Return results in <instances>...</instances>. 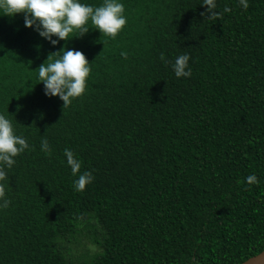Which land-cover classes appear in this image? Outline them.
<instances>
[{"label":"trees","instance_id":"1","mask_svg":"<svg viewBox=\"0 0 264 264\" xmlns=\"http://www.w3.org/2000/svg\"><path fill=\"white\" fill-rule=\"evenodd\" d=\"M122 2L114 39L89 22L55 46L0 12V113L30 145L0 182V264H239L264 249V0H216L231 10L212 19L202 0ZM61 47L91 63L67 107L38 78ZM162 52L189 53L192 75ZM65 148L93 174L83 191Z\"/></svg>","mask_w":264,"mask_h":264},{"label":"clouds","instance_id":"2","mask_svg":"<svg viewBox=\"0 0 264 264\" xmlns=\"http://www.w3.org/2000/svg\"><path fill=\"white\" fill-rule=\"evenodd\" d=\"M239 4L247 9L248 0H239ZM201 5L206 6L202 15L210 19L219 18L231 10L225 6L223 13L217 11L216 0H202ZM0 12L9 16L23 13L24 26L33 28L53 46L72 37L83 36L90 29L89 22L92 28L114 39L127 22L122 0H103L99 5L84 3L82 0H0ZM53 53L56 55L48 56L47 64L42 63L38 67L39 82L43 83L46 96H58L63 101V107H67L73 99L85 93L91 63L82 51L75 48L61 47ZM121 55L127 57L124 51ZM160 59L165 64L171 63L172 71L177 78L192 75L189 53L180 54L174 61H169L162 52ZM29 147L27 139L16 134L12 121L0 113V182L6 181L5 168H11L15 163L14 158ZM40 148L46 154L51 153L47 138L41 139ZM64 156L72 175L77 177L73 181L74 190L83 191L86 185L92 183L93 174L88 170L80 172L81 160L71 149L65 148ZM245 179L249 184L258 183L255 174ZM9 204L5 184L0 183V209L8 208Z\"/></svg>","mask_w":264,"mask_h":264},{"label":"water","instance_id":"3","mask_svg":"<svg viewBox=\"0 0 264 264\" xmlns=\"http://www.w3.org/2000/svg\"><path fill=\"white\" fill-rule=\"evenodd\" d=\"M239 264H264V249Z\"/></svg>","mask_w":264,"mask_h":264},{"label":"rangeland","instance_id":"4","mask_svg":"<svg viewBox=\"0 0 264 264\" xmlns=\"http://www.w3.org/2000/svg\"><path fill=\"white\" fill-rule=\"evenodd\" d=\"M91 244H92V243H90V245H89V246L92 248V247H93V245H91ZM92 249H93V248H92Z\"/></svg>","mask_w":264,"mask_h":264}]
</instances>
